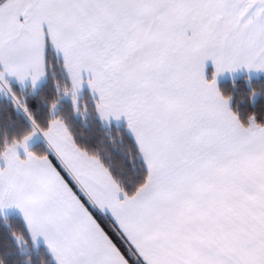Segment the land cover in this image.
Returning a JSON list of instances; mask_svg holds the SVG:
<instances>
[{
	"label": "snow or ice",
	"instance_id": "6c2138e0",
	"mask_svg": "<svg viewBox=\"0 0 264 264\" xmlns=\"http://www.w3.org/2000/svg\"><path fill=\"white\" fill-rule=\"evenodd\" d=\"M0 264H264V0H0Z\"/></svg>",
	"mask_w": 264,
	"mask_h": 264
},
{
	"label": "trees",
	"instance_id": "16d2710c",
	"mask_svg": "<svg viewBox=\"0 0 264 264\" xmlns=\"http://www.w3.org/2000/svg\"><path fill=\"white\" fill-rule=\"evenodd\" d=\"M86 131H87V129H86ZM94 131L96 132L97 138H99L103 134L102 129L96 128ZM113 131H115V129H113Z\"/></svg>",
	"mask_w": 264,
	"mask_h": 264
}]
</instances>
